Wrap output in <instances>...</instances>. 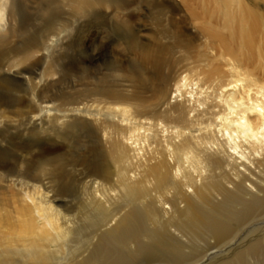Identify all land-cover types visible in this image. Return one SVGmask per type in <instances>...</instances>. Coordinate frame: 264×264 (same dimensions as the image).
<instances>
[{"label": "rangeland", "instance_id": "1", "mask_svg": "<svg viewBox=\"0 0 264 264\" xmlns=\"http://www.w3.org/2000/svg\"><path fill=\"white\" fill-rule=\"evenodd\" d=\"M63 1L39 0L30 8H20L21 12L12 14L13 19L12 15L11 17L9 15L12 21L11 29H14L11 32L13 34L10 31H3L0 34L3 36V41L0 43L2 66L0 71L3 72H0V100L9 105L5 103L0 107V263L36 264L32 260V253L39 248L42 253L48 251L44 256L49 264H80L81 262L89 264L99 236H106V227L109 226H105V221L118 217L134 205L133 207L138 209L137 217L140 222L142 221L141 227L147 233L139 235L138 243L114 245L111 241L108 242L112 250L125 259L123 264H264V204L251 210L246 208L245 202L242 201L248 196L243 193L245 180L241 176L233 175L237 173V169L232 163L222 162L213 171L216 174L215 181L220 194L204 193V198L207 196L205 204L194 205L193 200L189 201L197 208L199 216L196 219L192 214H186L183 220H180L177 210L180 212L184 204L180 203L178 198L181 196V191L186 190L182 186L179 187L172 175L181 167L186 178L192 180L195 176L192 169L184 170L188 164H184L183 159H180L176 153L167 155L164 159L166 166L163 174L167 175L169 186L163 184L156 187L158 186L156 180L145 181L138 174L141 179L138 177L140 180L136 187L142 192V196L133 204L131 201L123 202L124 199H121L124 197L120 199L122 190L119 182L126 181L127 174L118 176L114 172L115 158L111 152V145L105 141L106 132L99 128V123L102 122L91 124L85 120L88 113H93L107 115L103 117V122H106L107 117L112 118L111 115L109 116L108 107H118L99 100L94 95L95 90L98 89L110 87L124 93L126 90L142 91L152 87L156 89V85L161 80H164L165 85L169 83L175 89L177 83L187 76L195 81L200 80L202 90L212 95L223 88L230 77L225 76L221 81V78L218 79L215 74L210 75L213 74L207 68L210 54L201 42L186 52L174 43V38L163 33L162 29L168 23L163 14L150 13L145 9L136 12L122 11L118 3L114 2L116 0H112L110 8L103 5L97 9L85 10H77L67 0ZM26 11L27 14H24ZM139 24L144 27L139 28ZM139 40L150 43L154 48L162 49L164 57L160 66L155 68L152 64H141V57L133 44ZM4 43L8 45L9 54L4 49ZM45 43L49 50L42 49L38 54L33 50L26 54L25 51L30 44L44 48ZM12 59L14 60L11 61ZM17 65L21 67L20 70L17 69ZM105 68L107 71L104 70ZM119 68H123L122 74L117 72ZM222 68L225 69L224 71L227 70L226 66ZM9 69L12 72H9ZM25 69H28L26 78L15 73L26 71ZM114 71L117 73L114 74ZM128 71L134 72L132 74L134 76L129 77ZM208 75L211 77L206 78ZM1 84H4V87ZM43 100L50 101L48 110L39 108L38 103ZM73 105L76 109L79 107L85 112L81 115L71 112L75 109ZM163 109L164 106L156 103L148 109L149 112L143 113L140 119L123 122L119 127L126 128L127 137L132 134L135 138L142 139L151 136L155 129H159L161 133L164 130H168L169 133L182 130L190 136L206 133L205 128L211 120L207 116H200L186 125L185 122L153 115ZM158 149L156 159L165 158V148L158 146ZM39 152L59 153L64 156L68 165H66V173L69 182L66 187L62 184L59 188H69L67 190L69 193L57 192L58 188L53 187L45 190L43 185L47 182V180L45 182V172L35 169L28 171L25 168L26 164L35 162V154ZM78 158L106 164L112 176L109 179L106 177L102 180L97 179L95 184L88 179L81 180V172L85 168L84 165L76 163ZM71 163L76 165L72 167ZM36 174L40 176L39 179ZM130 175H133L131 171L128 176ZM40 178L41 181L44 180L43 183ZM28 180L30 183H27ZM233 182L239 185L238 189L229 192L226 188L232 187ZM98 183L100 186L97 185ZM36 185L37 187L40 185V188L38 189ZM97 187L99 190H96ZM54 193L59 195L62 193L63 197L53 198ZM100 193H103V201H101L104 204L96 198ZM44 194H50V202L52 200L54 208L62 212L61 224L73 227L71 234L64 239L57 237V234L49 229L47 214L38 205L39 196L43 200H48L45 199ZM98 206L103 209V215L89 220L87 216L94 214ZM171 206L177 211L171 216L172 221L168 219L170 214L164 212L165 208ZM145 209L152 210L158 215L149 221L146 219L148 213L144 211ZM215 223L221 224L220 226L226 229L225 232L214 231L212 225ZM46 229L49 230L50 238L47 233L40 234ZM93 236L95 241L90 247V238ZM33 239H37V248L31 243ZM104 262L105 260L100 258L95 264H104Z\"/></svg>", "mask_w": 264, "mask_h": 264}, {"label": "bare ground", "instance_id": "2", "mask_svg": "<svg viewBox=\"0 0 264 264\" xmlns=\"http://www.w3.org/2000/svg\"><path fill=\"white\" fill-rule=\"evenodd\" d=\"M37 1L39 0H0V34H2L3 31H10V33L14 31V29H11V18L13 19L12 14H15L21 9L32 7V4ZM67 1L70 2L73 8L77 10H85L87 8L97 9L100 6L103 7V5L107 6V8H110V3L112 2V0ZM114 2L118 3V6H120L119 8L122 9V11L127 10L136 12L138 10L145 9V11L150 13L155 12L165 15L168 23L167 26L164 25L165 27L164 29H162L163 33H166L171 38H174V43L179 48H183V50H185L186 52H189L192 48H194V45H197L198 42H201V44L205 46L204 49L206 48L210 54V59H208L207 61V68L210 73H213L210 75L215 74L218 79L221 78V81L225 76L228 78L230 77L228 79L229 81L226 82L225 85H221L223 88L218 91H216L215 89L216 92L213 93L212 91V95H208L206 94V90H202V86L199 83L200 80L195 81L193 79H189L187 76H184L181 81L177 83L175 89L169 83L165 85L163 83L164 80H161L156 85V89L152 87L142 91L126 90L125 93L123 91L112 89L110 87L95 90L94 95L97 96L99 100H102V102L104 101L105 103L112 104V106L113 104L118 105V107L115 108L108 107L109 116L111 115L112 118L110 119L107 117L106 122H103V117L107 115H96L88 112L85 120L91 122V124L92 122H102V124L99 123V128L102 131L106 132L105 141L109 142L111 145V152L115 158V160L113 161L115 165L114 172H116L118 176L119 174H127V176L124 174L127 177L126 181L119 182V187L121 186L120 189L122 190V196L120 197V199L124 197L121 199H124L123 202L131 201V204H133L135 200H137V198H140V196H142V192L136 187L138 186L137 182L141 179V176L145 181L156 180L158 184V186L156 187H159V185L161 186L163 184H166L165 186L168 187L169 180H167V175L163 174V169L166 166V164L164 163V159H166L167 155L171 156L172 154L176 153V155L180 156V159H183L184 164H188L186 165V167H184V170L192 169L195 175L192 180L186 178L185 173H183L184 171H181L180 169L181 167H179V169L176 168L177 170L175 171L174 175H172L179 187L182 186L186 190L185 192L181 191V196H179L178 198L179 202L184 204V207L181 208L180 212L179 210H177L180 220H183L186 214H192L196 219L197 216H199L197 208L192 205L193 203L190 204L191 200L194 201V205L198 203L203 204L207 198V196L206 198H204V193H206V195L207 193L212 194L213 192L219 193V187L217 182L215 181L216 174L213 173V171L217 167H219L222 162L229 164L232 163V165H234L237 169V173L233 175L237 177L241 176L245 180V183H243V193L246 194L245 196H248L246 200L243 198L242 201L245 202L246 208L248 210H251L256 208L257 206H261L262 204H264V0H121V2L120 0H116ZM25 13L27 14V11L24 12V14ZM9 15L10 17L12 15V17L10 18ZM21 22L20 24L23 23ZM142 27L144 26H141V24H139V28ZM45 37L46 36H44V38ZM9 39H11V37ZM141 40H139L138 42H133V44H135V47L137 48L136 50H138L141 57V64H152L155 66V68L160 66L164 57L162 49L159 47L154 48L153 46H151L149 40V44L144 41L142 42ZM2 41L3 36L0 35V43ZM13 41H15V39H13ZM39 42L41 44V41ZM47 42L49 43V41ZM31 43H33V41ZM155 44L157 45L156 42ZM44 46V48L42 46L38 48L36 44H30V46L27 47V50L25 49V52L26 54H28V52L30 53L35 50L36 54H38L42 49L49 50V47H46V43ZM4 49L5 51L8 50V45L5 43ZM11 57H13V54ZM13 60L14 59H12L11 61ZM51 60L49 61L51 62ZM6 66H8V64ZM224 66L227 67L226 71H224L225 69L223 70L222 68ZM0 67L2 66L0 65ZM18 68L19 67L17 65V69ZM122 69L119 68L117 72H120L122 74ZM27 70L15 73L22 77L25 76L26 78V74L28 73ZM104 70H106V68ZM9 72H12V70L9 69ZM51 72L54 71L51 70ZM115 72L116 71H114V74ZM133 73L128 71L129 77ZM54 74H56V72ZM210 75H208L206 78L211 77ZM217 82L220 81L217 80ZM222 83L223 82H221V84ZM5 103L6 102L0 100V107L2 105H5ZM49 103L50 101L43 100L38 103V106L41 109L48 110ZM156 103L164 106V109L159 111L158 113H153V115L165 116L172 121L185 122L186 125L188 123H191L192 121H195L200 116H207L208 119L211 120L205 128L206 133L200 136H190V134H187L182 130L174 133H169L168 130H164L163 133H161L159 132V129H155L152 132L151 136H147L143 139L135 138V136L132 134L127 137L125 135L126 128L124 129L122 127H119V125H121L123 122L136 120L143 113L149 112L148 109H150ZM6 105L8 104L6 103ZM73 108H75L74 105ZM71 112L76 113L77 115H81L85 112V110H81L78 107V109H72ZM158 146L164 147L166 150L165 158L163 157L159 160L156 159L159 153ZM76 163L84 165L85 168V170H82L81 172V180L88 179V181L90 180L95 184V181L97 183V179L102 180L103 177L109 179V177L112 176L110 175V169L106 164L98 163L97 161L93 160L87 161L85 160V158H78L76 160ZM66 165L67 161L65 160L64 156L59 153L52 154L51 152H39L35 154V162L26 164L25 168L28 171H32L31 169H35L41 170L43 171V173L45 172V182L46 180L47 182L43 183L44 180L42 179L43 181H41L40 178V181L45 186V190L53 187L58 188L57 192H62L63 194H65L69 188L66 189L59 187L60 185L62 186V184L66 187L69 182V180L67 179ZM75 165H73L72 167H74ZM139 168L142 169L139 170ZM130 171L134 176H128ZM138 174H140V177L138 176ZM37 177L39 179L40 176ZM88 181L86 180V182ZM28 182L30 183V180H28L27 183ZM99 183L101 184V182ZM99 183L97 184L98 186H100ZM238 186V184H235L233 182L232 187H227L226 189L229 192H232L238 189ZM120 189L118 192H120ZM34 190H36V188H34ZM96 190H99V187H97ZM62 193L60 195L54 193L53 198L57 199L58 197H63ZM116 195L117 193L114 195V198H116ZM45 196V199L48 200H43L39 196L40 199L38 198V205L41 206V208L47 214L46 217L48 218L47 224L49 229L54 231L57 234V237L59 236L60 238L64 239L69 234H71V230L73 227L70 228L64 226L65 224H61L60 219L62 217V212H60L57 208H54V205L51 203L52 200L51 202L49 200L50 194H46ZM102 197L103 193H100V195H98V197L96 198L100 201H103ZM101 204H104V202H102ZM133 206H131L130 209L128 208V210H126L118 217L105 221V226H109L108 228L106 227V236H99V241L97 240L98 243L97 245H95L96 247H94L95 251L92 254L91 259H88L90 262L89 264L97 263L100 258H103L105 260L104 264H123L125 259L120 254H116V251L112 250V248L109 246L110 243L108 242L111 241L114 245H127L131 242L138 243L140 239L139 235L147 233V231H144L141 227L142 221L140 222L139 217H137L139 215V213L136 212V210H138L137 207ZM149 209H147L148 211L146 209L144 211L148 213H146V216H148L146 219L152 221V219L158 214ZM102 210L103 209L98 206L95 210V213L90 214L89 216H87V218L89 220H93L95 218L101 217L103 215ZM177 211L175 207L173 210L172 206L170 208H165L164 210L165 214H170V217H168V219L170 218V220L171 216L174 215V213L176 214ZM140 218H142L141 215ZM220 225H217L215 223L212 226L214 228V231L224 233L226 229L224 227H221ZM48 231L49 230L46 229L40 234H48ZM94 236L96 235L94 234ZM94 236L90 238V247H92V244L95 241ZM80 237L82 236L80 235ZM48 238H50V235ZM80 241H82V239ZM31 243L37 248V239H33ZM40 243H42V240ZM38 249L37 251L32 253L34 256H32V260H34L36 264H49L50 262H46L48 259L46 258V256H44L48 251H45V253L43 251V254L42 250Z\"/></svg>", "mask_w": 264, "mask_h": 264}]
</instances>
